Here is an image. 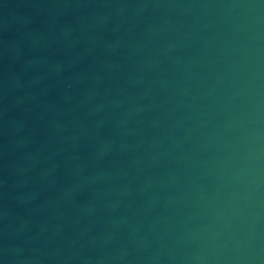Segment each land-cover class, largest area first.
<instances>
[{"label": "water", "instance_id": "1", "mask_svg": "<svg viewBox=\"0 0 264 264\" xmlns=\"http://www.w3.org/2000/svg\"><path fill=\"white\" fill-rule=\"evenodd\" d=\"M0 264H264V0H0Z\"/></svg>", "mask_w": 264, "mask_h": 264}]
</instances>
